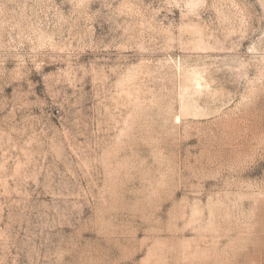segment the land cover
<instances>
[{
	"label": "rangeland",
	"instance_id": "374dc122",
	"mask_svg": "<svg viewBox=\"0 0 264 264\" xmlns=\"http://www.w3.org/2000/svg\"><path fill=\"white\" fill-rule=\"evenodd\" d=\"M0 264H264V0H0Z\"/></svg>",
	"mask_w": 264,
	"mask_h": 264
}]
</instances>
